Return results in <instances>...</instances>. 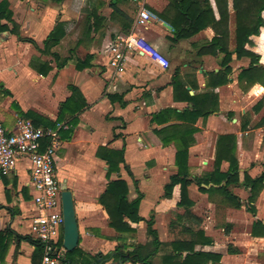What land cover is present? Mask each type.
<instances>
[{
  "label": "crops",
  "instance_id": "0c3cea01",
  "mask_svg": "<svg viewBox=\"0 0 264 264\" xmlns=\"http://www.w3.org/2000/svg\"><path fill=\"white\" fill-rule=\"evenodd\" d=\"M8 1L13 19L19 27V35L6 32L0 36V74H9L17 83L11 89L0 79V121L9 132L15 131L20 117L33 123L30 118L32 114L56 125H69V130L61 133L62 145L56 155V165L61 184L66 182L73 193L80 232L78 247L84 253L104 256L112 254L120 245H130L132 241L146 245L147 222L152 217L161 242L153 264H162L163 256L173 252L174 242L193 241L198 232H203L211 243H198L195 251L220 255L222 258L218 264H228L229 259L242 257L248 244L264 242V237L252 235L255 223L264 224V189L256 202L250 204L251 188L242 185L228 188L242 201L243 206L237 209L228 204L225 235L231 241L225 251L217 249L219 242L212 232L213 227L200 215L204 202L208 208L215 207L209 198H223L219 191L203 193L193 182L188 189L189 207L179 205L180 186L174 189L170 197L165 195V186L178 172L175 133L179 131L171 128L168 134L171 142L165 145L156 130L173 125L191 132L189 179L202 181L213 173L218 138L224 135L237 138L240 184H243L245 174L255 179L264 171V127L257 126L261 121L258 119L264 116V106L260 111L255 109L264 99V88L256 84L248 91L241 89L238 76L249 67L250 60L238 59L236 54H233L229 64L232 69L230 83L216 86L212 75L223 70L225 54L220 49L214 51L207 48L215 37H222L216 33L214 25H208L190 38L176 40V29L170 23L176 21V12L171 8L173 0ZM211 2L216 20L220 21L215 0ZM228 5L230 18L228 23L224 20L218 25V30L228 38L224 47L234 51L237 45L233 0H228ZM142 9L151 13L153 18L146 25H137ZM160 15H164L167 21ZM57 27L58 44L45 50L46 40ZM132 32L157 48L169 61V68H161L146 56L132 54L125 70L115 71L109 64V45L119 35ZM252 38L256 51L263 53L264 63V45L259 44L258 37ZM32 62L37 67L48 65L50 73L42 76L32 67ZM82 63L85 67L80 69ZM19 85L28 86L21 97L17 96L15 89ZM35 86L42 87L39 93L30 89ZM72 87L80 90L86 106L74 116L71 113L63 116L61 106L72 96ZM187 97H209L203 101L202 108L212 111L211 114L208 117L188 116L187 121L181 120L180 116L191 113L195 106L187 101ZM163 112L167 113L156 120V116ZM74 118L77 119L75 125ZM101 149L124 151L125 164L131 174L122 164L120 175L113 174L108 180L107 163L98 156ZM62 150L70 151L67 163L87 161L94 168L81 176L82 179L70 174L60 177L58 167L61 158L59 160L58 155ZM29 167L28 161H22L13 175H0V232L7 233V250L0 259L3 264H39L42 258L41 248L19 239L20 236L34 239L31 221L36 211L31 201L30 192L33 189L29 186ZM228 169L229 163L223 162L221 171L224 173ZM117 179L128 184L130 201L143 195L139 215L145 221L131 224L137 230L134 234L121 235L110 228L109 216L99 202L109 183ZM154 184L158 189L150 202L147 189ZM225 184L203 187L210 189L215 186L217 189ZM244 193L247 203L242 195ZM251 205L255 206L256 214L250 212ZM242 209H246V212ZM240 213L252 218L246 221V241H234L233 238L238 236L230 233L231 227L239 223L236 216ZM168 217L176 219L177 225L170 220L169 228L165 223ZM187 221L196 223L198 229L188 225ZM178 227L189 238L164 239L165 232L171 235L170 229L174 232ZM102 260L100 258L99 263L94 264H100ZM120 261L110 259L105 264H120Z\"/></svg>",
  "mask_w": 264,
  "mask_h": 264
},
{
  "label": "trees",
  "instance_id": "16d2710c",
  "mask_svg": "<svg viewBox=\"0 0 264 264\" xmlns=\"http://www.w3.org/2000/svg\"><path fill=\"white\" fill-rule=\"evenodd\" d=\"M217 11L220 14V21L216 20L215 12L212 6L211 0H173L172 9L176 12V21L169 22L176 29V40H182L190 38L206 28L208 25H214L216 33L222 35V37H215L212 42L208 44L207 48H211L214 51L220 49L224 54L223 70L217 74H213V80L217 87L224 86L230 83L229 75L232 74V69L229 66L232 60L233 54L237 55L238 59L248 58L250 65L247 69H243L239 76V84L242 90L248 91L256 84L261 85L264 88V63L262 62L263 53L256 51L255 42L252 37H258L259 44L264 45V0H233V9L236 13V48L234 51H229L224 47V43L227 45V37L219 33L218 25L222 24L225 20L228 23L230 18L228 0H215ZM162 19L166 20L164 15H160ZM167 21V20H166ZM10 25L13 27L11 28ZM6 32H10L19 35V27L13 19V11L10 8L8 0L0 1V36ZM59 27L48 37L45 42V50L58 44ZM213 51V52H214ZM207 53V52H206ZM79 66L80 69L85 67L82 63ZM32 67L40 73L42 76H47L51 68L48 65H41L37 67L32 62ZM178 86L176 85V88ZM178 89V88H177ZM72 96L61 106V114L64 116L67 113H71L73 116L78 114L86 106V102L80 90L76 87H72ZM209 97H187V101L194 103V109L191 113H185L180 116V119L187 121L188 116H204L208 117L212 111H206L202 108V103ZM264 106V99L261 100L255 107L257 111H260ZM167 112L160 113L156 116V120L164 116ZM30 118L36 127L43 128H55L56 123L50 122L43 117L37 115H31ZM62 120V118L60 119ZM74 125L77 124V119L74 118ZM179 125H173L172 127H166L161 130H156V134L161 137L162 142L167 145L171 141L168 138L171 128H177L178 133H175L176 141L178 142V151L176 153V167L178 172L172 176L170 183L165 186V195L170 197L177 186L181 188V201L179 203L182 207H189L191 202L189 200V187L196 182L200 191L203 193H210L219 191L224 201L231 207L241 209L242 201L235 195H233L228 188L232 185L247 186L251 188V197L249 203L254 204L261 192L264 189V171L258 178L252 179L245 174L243 184H240V167L236 157L237 152V138L234 135H224L218 138L216 157H215V169L213 173L207 175L204 180L195 179V181L189 179L190 168L188 165L189 152H190V137L191 132L176 127ZM258 128L264 127V117L261 119ZM98 156L105 160L108 166L107 179L111 180L113 174L120 175L121 165L124 164V151H113L108 149H101L98 152ZM223 162L229 163V169L227 172H222ZM129 174L130 171L128 170ZM224 182L226 184L222 187L215 189V186H220ZM210 184L214 187L207 189L205 186ZM129 186L126 181L117 179L111 181L107 187L105 193L99 199L100 204L104 207L109 216V226L114 229L118 234H134L137 232L135 228L131 226L132 223L139 224L145 221L139 215L140 203L143 199V195H139L134 201H130L128 198ZM250 212L256 214L255 206L251 205ZM189 216L192 214L187 211ZM154 217L147 222V236L148 243L142 245L137 241H132L130 245L123 244L117 247V249L108 255L91 256L84 253L79 247L73 252H67L66 257L62 264H94L99 263L98 259L102 258L100 264H105L110 259L118 262H130L132 264H153L154 257L158 254L161 242L159 239V233L155 229ZM252 235L254 237H264V224L257 222L253 226ZM195 240L188 242H174L173 252L167 253L162 258V264H218L221 262V256L212 253L196 252L195 246L198 243L210 244L211 241L205 237L203 232L196 233ZM7 233L0 232V259H3L7 250ZM19 239L28 241L35 246L41 248L38 241L31 237H22ZM133 240V237H132ZM63 243V237L60 241V245ZM186 254V255H184ZM128 257V258H126Z\"/></svg>",
  "mask_w": 264,
  "mask_h": 264
},
{
  "label": "built area",
  "instance_id": "2783aa9c",
  "mask_svg": "<svg viewBox=\"0 0 264 264\" xmlns=\"http://www.w3.org/2000/svg\"><path fill=\"white\" fill-rule=\"evenodd\" d=\"M153 18L142 9L136 24L146 25ZM109 64L123 72L132 54L143 55L168 69L169 61L152 44L132 32L119 35L109 45ZM68 124L55 128L36 127L30 120L19 118L14 132H9L0 121V175L11 176L22 161L29 162L32 199L36 214L31 221V234L42 249L39 264H62L67 250L60 241L63 237V211L61 181L57 173L56 155L62 145L61 133ZM0 264H3L0 260Z\"/></svg>",
  "mask_w": 264,
  "mask_h": 264
},
{
  "label": "rangeland",
  "instance_id": "374dc122",
  "mask_svg": "<svg viewBox=\"0 0 264 264\" xmlns=\"http://www.w3.org/2000/svg\"><path fill=\"white\" fill-rule=\"evenodd\" d=\"M26 78L27 75H25ZM22 76L20 75V78ZM12 77L7 74V73H2L0 74V79L2 81H4V83L6 82L7 86L10 87L11 89L13 88V86L15 85V83L17 82H13L16 79H11ZM24 79V78H23ZM26 81V80H25ZM36 87V86H35ZM17 91V96H20L22 94H24L26 92V90L28 89V86H17L16 88ZM31 90H35L36 92H40V90L42 89V87L37 86L36 88L34 87H30ZM60 96V94L58 95ZM52 102L54 104V99H52ZM264 117V116H263ZM262 118H259V120H261ZM70 152V151H69ZM69 152L62 150L59 155L58 158L60 160V165L58 167V171L60 174V177L64 178V176L66 174H70V176H75L78 179H82L81 176H84L86 173H88L92 168H94V166L92 165L91 162H80L79 164L78 161L76 163H67L68 162V154ZM67 154V156L65 157V160H63L64 156ZM150 186V185H148ZM158 188L154 185H151L150 187H148L147 191L150 194V202H152L153 199V195L154 192H156ZM31 194V201H33L32 199V192H30ZM243 197L245 198L244 201L245 203H247V195L244 193L242 194ZM215 198V199H214ZM209 198V200L213 203L214 202V208H208L206 202H204L203 204H201L203 206V211L200 212L201 216L204 218V220L209 223L213 228H212V232L214 234V236L217 238L219 245L217 246V249L221 250V251H225L228 243L231 241L229 239L226 238L225 232L226 231V225L227 224V209L229 207V205L227 204V202L224 201V198L222 197H215ZM201 206V207H202ZM246 212V209H242ZM174 216H176V214H174ZM237 219L239 221V223H236V226H232L230 229V233L234 232V237L238 236V238H233L234 241L237 240H243L246 241V237L244 236V234H246L247 232V227L248 224L246 221H250L252 218L249 217V215L247 216L244 213H240L237 214ZM171 221H175V224L177 223L176 219L174 218H167L166 219V225L171 228L169 226V223ZM182 223L184 221H181ZM174 224V225H175ZM187 224L190 225L191 227H193L194 229H198V225L196 223L193 222H188ZM177 225V224H176ZM173 232V229H170ZM169 230V231H170ZM171 235H167V232L164 233V239L167 238H189V236H186L185 232L182 231V229L180 227L176 228L175 231L172 233ZM229 233V234H230ZM168 236V237H167ZM248 243V242H247ZM263 255H264V242H261L258 245H253V244H248L245 248H244V253L243 256L240 258H236V259H229V263L228 264H263Z\"/></svg>",
  "mask_w": 264,
  "mask_h": 264
},
{
  "label": "water",
  "instance_id": "95a60500",
  "mask_svg": "<svg viewBox=\"0 0 264 264\" xmlns=\"http://www.w3.org/2000/svg\"><path fill=\"white\" fill-rule=\"evenodd\" d=\"M62 211H63V246L67 252H73L79 246L80 232L75 210L73 193L68 189L66 182L61 184ZM128 258V257H126ZM120 264H123L120 261Z\"/></svg>",
  "mask_w": 264,
  "mask_h": 264
}]
</instances>
